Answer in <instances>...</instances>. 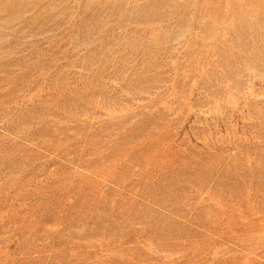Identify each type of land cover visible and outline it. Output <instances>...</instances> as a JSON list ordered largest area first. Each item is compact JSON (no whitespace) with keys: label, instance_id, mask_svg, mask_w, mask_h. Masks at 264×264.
<instances>
[{"label":"rangeland","instance_id":"1","mask_svg":"<svg viewBox=\"0 0 264 264\" xmlns=\"http://www.w3.org/2000/svg\"><path fill=\"white\" fill-rule=\"evenodd\" d=\"M0 264H264V0H0Z\"/></svg>","mask_w":264,"mask_h":264}]
</instances>
